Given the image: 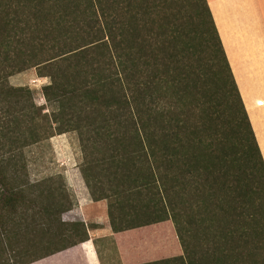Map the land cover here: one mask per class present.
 Wrapping results in <instances>:
<instances>
[{
  "label": "trees",
  "instance_id": "16d2710c",
  "mask_svg": "<svg viewBox=\"0 0 264 264\" xmlns=\"http://www.w3.org/2000/svg\"><path fill=\"white\" fill-rule=\"evenodd\" d=\"M30 68L44 104L8 81ZM66 132L115 231L173 224L183 254L151 264H264V158L207 0H0V217L16 231L54 234L74 206L63 175L30 183L14 162ZM70 229L50 252L87 239Z\"/></svg>",
  "mask_w": 264,
  "mask_h": 264
},
{
  "label": "crops",
  "instance_id": "0c3cea01",
  "mask_svg": "<svg viewBox=\"0 0 264 264\" xmlns=\"http://www.w3.org/2000/svg\"><path fill=\"white\" fill-rule=\"evenodd\" d=\"M207 1L264 158V0ZM28 78L47 77L33 72ZM65 183L75 204L58 216L54 234L42 227L9 234L7 245L13 254L24 250L19 256L23 264H151L183 254L170 221L115 231L107 199L93 198L79 169L68 173ZM33 196L46 201L45 196ZM76 223H84L87 239L50 252L71 234L76 236L70 229Z\"/></svg>",
  "mask_w": 264,
  "mask_h": 264
},
{
  "label": "rangeland",
  "instance_id": "374dc122",
  "mask_svg": "<svg viewBox=\"0 0 264 264\" xmlns=\"http://www.w3.org/2000/svg\"><path fill=\"white\" fill-rule=\"evenodd\" d=\"M33 72L37 73L35 68L16 72L8 78V81L14 86L30 87L33 91L35 101L38 104H44L46 103V99L43 95L42 87L47 84L50 79L49 77H47L46 80L29 79V74ZM27 134V132H21L19 135L24 136ZM1 146L0 144V153L7 149H1ZM13 147L15 148L16 145L14 144ZM14 154L18 155V158H16L14 162H16L19 168L26 167V171L31 180L44 179L55 175H63L66 179L68 173L71 174L73 170H80V164L83 161V155L76 132L56 134L49 139L41 140L32 145L23 146L15 150ZM19 218L20 217L17 216L13 210L3 212V215L1 214L0 264H16L23 260L19 257L14 259V256H12L13 252L7 245L9 234L12 231H16L15 229L20 220Z\"/></svg>",
  "mask_w": 264,
  "mask_h": 264
}]
</instances>
